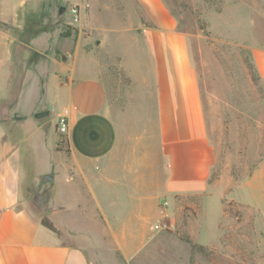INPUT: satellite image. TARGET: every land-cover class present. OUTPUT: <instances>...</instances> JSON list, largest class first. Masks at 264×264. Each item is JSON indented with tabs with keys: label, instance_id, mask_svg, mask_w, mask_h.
Masks as SVG:
<instances>
[{
	"label": "crops",
	"instance_id": "obj_1",
	"mask_svg": "<svg viewBox=\"0 0 264 264\" xmlns=\"http://www.w3.org/2000/svg\"><path fill=\"white\" fill-rule=\"evenodd\" d=\"M76 4L87 26L64 19ZM0 18L13 24L0 33L2 60L13 56L0 264H129L155 223L210 188L216 156L187 36L162 0H0ZM96 19L118 27L114 40L94 38ZM256 68L264 81L262 53Z\"/></svg>",
	"mask_w": 264,
	"mask_h": 264
},
{
	"label": "rangeland",
	"instance_id": "obj_2",
	"mask_svg": "<svg viewBox=\"0 0 264 264\" xmlns=\"http://www.w3.org/2000/svg\"><path fill=\"white\" fill-rule=\"evenodd\" d=\"M162 1L187 36L216 161L209 191L181 199L159 222L170 228L154 229L149 244L129 264H264V81L256 68V56L264 55V0ZM65 8L63 17L70 22ZM86 13L77 24L87 26ZM117 28L96 19L92 34L114 40ZM0 33L13 35V24L0 18ZM8 44L13 50V42ZM3 47L0 37V110L9 113L13 56L3 61ZM52 96L46 89L43 98ZM58 123L53 119V130Z\"/></svg>",
	"mask_w": 264,
	"mask_h": 264
},
{
	"label": "built area",
	"instance_id": "obj_3",
	"mask_svg": "<svg viewBox=\"0 0 264 264\" xmlns=\"http://www.w3.org/2000/svg\"><path fill=\"white\" fill-rule=\"evenodd\" d=\"M87 7H88V4H85L84 8H87ZM69 11L71 14L72 22L78 23L80 21L81 5L76 4V5L70 6ZM57 129H58V132L62 135L66 133V131L68 129V123H67L64 116L59 120ZM153 228L157 231H160V230L169 229L170 227H169V224H167L166 222H163V223H155L153 225Z\"/></svg>",
	"mask_w": 264,
	"mask_h": 264
},
{
	"label": "trees",
	"instance_id": "obj_4",
	"mask_svg": "<svg viewBox=\"0 0 264 264\" xmlns=\"http://www.w3.org/2000/svg\"><path fill=\"white\" fill-rule=\"evenodd\" d=\"M230 203L227 204V208L229 207ZM41 224L48 228L49 230L55 232L58 234L57 229L52 225V223L47 219V218H42L41 219Z\"/></svg>",
	"mask_w": 264,
	"mask_h": 264
},
{
	"label": "water",
	"instance_id": "obj_5",
	"mask_svg": "<svg viewBox=\"0 0 264 264\" xmlns=\"http://www.w3.org/2000/svg\"><path fill=\"white\" fill-rule=\"evenodd\" d=\"M48 114V111L39 112L35 114V117H42L43 115Z\"/></svg>",
	"mask_w": 264,
	"mask_h": 264
}]
</instances>
